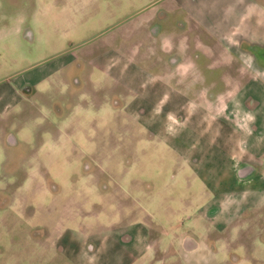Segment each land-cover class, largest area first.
Returning a JSON list of instances; mask_svg holds the SVG:
<instances>
[{
    "label": "rangeland",
    "instance_id": "obj_1",
    "mask_svg": "<svg viewBox=\"0 0 264 264\" xmlns=\"http://www.w3.org/2000/svg\"><path fill=\"white\" fill-rule=\"evenodd\" d=\"M171 2L0 0V264H264V226L201 219L199 178L95 67L159 45Z\"/></svg>",
    "mask_w": 264,
    "mask_h": 264
},
{
    "label": "crops",
    "instance_id": "obj_2",
    "mask_svg": "<svg viewBox=\"0 0 264 264\" xmlns=\"http://www.w3.org/2000/svg\"><path fill=\"white\" fill-rule=\"evenodd\" d=\"M171 1L159 45L138 44L95 67L120 88L112 97L122 112L176 153L186 187L199 178L201 219L248 226V218L263 231L264 8L252 0Z\"/></svg>",
    "mask_w": 264,
    "mask_h": 264
}]
</instances>
